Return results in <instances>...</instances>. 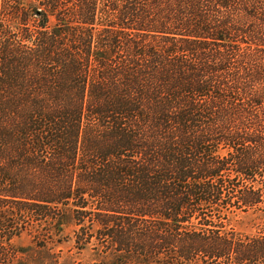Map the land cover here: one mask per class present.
I'll use <instances>...</instances> for the list:
<instances>
[{
  "label": "trees",
  "instance_id": "16d2710c",
  "mask_svg": "<svg viewBox=\"0 0 264 264\" xmlns=\"http://www.w3.org/2000/svg\"><path fill=\"white\" fill-rule=\"evenodd\" d=\"M0 264H264V0H0Z\"/></svg>",
  "mask_w": 264,
  "mask_h": 264
},
{
  "label": "rangeland",
  "instance_id": "374dc122",
  "mask_svg": "<svg viewBox=\"0 0 264 264\" xmlns=\"http://www.w3.org/2000/svg\"><path fill=\"white\" fill-rule=\"evenodd\" d=\"M24 244L26 243V241L23 242Z\"/></svg>",
  "mask_w": 264,
  "mask_h": 264
}]
</instances>
